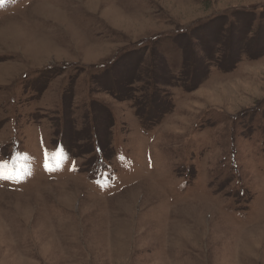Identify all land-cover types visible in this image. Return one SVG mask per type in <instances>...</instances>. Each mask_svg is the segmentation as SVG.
Instances as JSON below:
<instances>
[{
  "label": "rangeland",
  "instance_id": "374dc122",
  "mask_svg": "<svg viewBox=\"0 0 264 264\" xmlns=\"http://www.w3.org/2000/svg\"><path fill=\"white\" fill-rule=\"evenodd\" d=\"M14 157L0 264H264V0H4Z\"/></svg>",
  "mask_w": 264,
  "mask_h": 264
},
{
  "label": "snow or ice",
  "instance_id": "6c2138e0",
  "mask_svg": "<svg viewBox=\"0 0 264 264\" xmlns=\"http://www.w3.org/2000/svg\"><path fill=\"white\" fill-rule=\"evenodd\" d=\"M4 0H0V6H3ZM28 158L24 157L26 161ZM64 159L62 151L45 153L44 167L49 172L59 170L61 168V160ZM21 158L14 157L11 161L0 160V179L22 181L26 175H31L29 166L20 162ZM49 160H55V167L50 166Z\"/></svg>",
  "mask_w": 264,
  "mask_h": 264
},
{
  "label": "bare ground",
  "instance_id": "6f19581e",
  "mask_svg": "<svg viewBox=\"0 0 264 264\" xmlns=\"http://www.w3.org/2000/svg\"><path fill=\"white\" fill-rule=\"evenodd\" d=\"M43 178H44V177H43ZM49 181H50V179H49ZM49 181H48V182H49ZM53 181H55V180H53ZM50 182H51V181H50Z\"/></svg>",
  "mask_w": 264,
  "mask_h": 264
}]
</instances>
